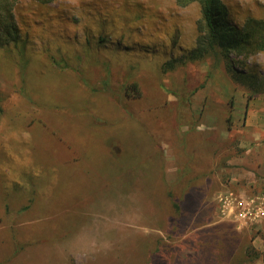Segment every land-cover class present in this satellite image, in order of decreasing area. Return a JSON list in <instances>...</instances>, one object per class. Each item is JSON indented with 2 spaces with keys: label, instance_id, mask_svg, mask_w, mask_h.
Instances as JSON below:
<instances>
[{
  "label": "rangeland",
  "instance_id": "rangeland-1",
  "mask_svg": "<svg viewBox=\"0 0 264 264\" xmlns=\"http://www.w3.org/2000/svg\"><path fill=\"white\" fill-rule=\"evenodd\" d=\"M224 2L239 26L264 18V0ZM15 14L0 264H264V51L190 58L196 1L17 0ZM242 200L260 216L235 219Z\"/></svg>",
  "mask_w": 264,
  "mask_h": 264
},
{
  "label": "trees",
  "instance_id": "trees-1",
  "mask_svg": "<svg viewBox=\"0 0 264 264\" xmlns=\"http://www.w3.org/2000/svg\"><path fill=\"white\" fill-rule=\"evenodd\" d=\"M50 3L54 0H37ZM198 2L200 18L197 21V37L190 58L199 59L214 55L229 60L231 51L256 53L264 51V18H247L242 26L231 20L230 10L224 0H177L180 5ZM17 0H0V48L11 43L18 44L21 32L16 22L15 6ZM53 57V55H52ZM65 62V56L61 57ZM54 62L57 63L56 58ZM174 65V63H172ZM237 81L249 79L247 74H232ZM255 88L264 87L256 77L251 79ZM136 83L132 85L136 89ZM179 209V205H177Z\"/></svg>",
  "mask_w": 264,
  "mask_h": 264
},
{
  "label": "built area",
  "instance_id": "built-area-1",
  "mask_svg": "<svg viewBox=\"0 0 264 264\" xmlns=\"http://www.w3.org/2000/svg\"><path fill=\"white\" fill-rule=\"evenodd\" d=\"M226 208H229L231 206V200H226ZM238 204V211L234 214V218L243 222L251 221L252 219H255L256 217L260 216V213L262 211L255 210V207L251 203H247V201H239Z\"/></svg>",
  "mask_w": 264,
  "mask_h": 264
}]
</instances>
